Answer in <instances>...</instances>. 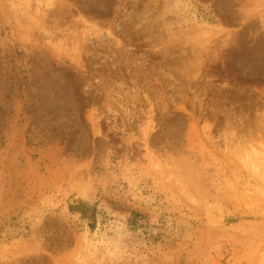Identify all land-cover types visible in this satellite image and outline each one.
Returning a JSON list of instances; mask_svg holds the SVG:
<instances>
[{
    "label": "rangeland",
    "instance_id": "rangeland-1",
    "mask_svg": "<svg viewBox=\"0 0 264 264\" xmlns=\"http://www.w3.org/2000/svg\"><path fill=\"white\" fill-rule=\"evenodd\" d=\"M0 264H264V0H0Z\"/></svg>",
    "mask_w": 264,
    "mask_h": 264
},
{
    "label": "trees",
    "instance_id": "trees-1",
    "mask_svg": "<svg viewBox=\"0 0 264 264\" xmlns=\"http://www.w3.org/2000/svg\"><path fill=\"white\" fill-rule=\"evenodd\" d=\"M83 208H86L84 205H82V204H78L77 206H72V207H70V211H72V212H80V214L82 215V219H89V220H92V217L90 216V215H88V214H86L82 209ZM88 209V208H87Z\"/></svg>",
    "mask_w": 264,
    "mask_h": 264
}]
</instances>
